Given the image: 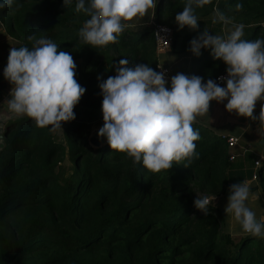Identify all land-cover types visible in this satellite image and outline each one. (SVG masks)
I'll list each match as a JSON object with an SVG mask.
<instances>
[{
    "label": "trees",
    "instance_id": "1",
    "mask_svg": "<svg viewBox=\"0 0 264 264\" xmlns=\"http://www.w3.org/2000/svg\"><path fill=\"white\" fill-rule=\"evenodd\" d=\"M185 3H156L153 24L172 29L175 50L189 51L190 41L203 29L222 35L223 28L232 27L212 22L215 8L255 33L264 21V0H211L195 8L196 31L178 30L175 15ZM236 3L242 10H235ZM15 4L0 9V25L17 41L15 47L31 48L27 37L34 31L51 39L73 57L75 79L86 91L74 108L75 119L61 125L65 145L56 141L51 126L39 128L26 117L3 126L0 264H264V252H245L250 237L238 248L230 234L220 233L216 208L210 204L204 215L193 206L196 196L218 197L233 184L223 141L193 126L200 139L188 168L187 161L173 162L170 170L152 174L126 153L109 146L93 149L82 135L92 128L86 118L103 119L99 84L116 74L121 59H127L128 68L147 64L155 70L153 25L126 29L117 43L91 48L78 35L90 17L75 11L76 0L67 6L63 0ZM189 53L192 63L199 64L211 49H201L199 56ZM205 66L214 77L226 72L219 60ZM9 87L0 75V89ZM65 160L69 169L61 166ZM262 188L264 192V183Z\"/></svg>",
    "mask_w": 264,
    "mask_h": 264
},
{
    "label": "clouds",
    "instance_id": "2",
    "mask_svg": "<svg viewBox=\"0 0 264 264\" xmlns=\"http://www.w3.org/2000/svg\"><path fill=\"white\" fill-rule=\"evenodd\" d=\"M63 3L67 6L72 0ZM156 3L76 0L75 11L90 17L79 29L81 43L91 48L117 43L119 36L126 29L136 28L150 10L154 16ZM209 3L211 0H186L183 10L175 15L178 30L187 27L196 31L199 21L195 8ZM14 4L15 0H0V9ZM242 8L236 3V11ZM212 22L232 27L222 35L203 29L190 41L189 51L199 56L201 49H211L212 58L226 66V76L218 77L224 87L211 79L205 83L199 76L178 73L171 77L169 88L163 71L147 64L128 68L127 59L115 65L114 76L99 84L103 126L98 137L106 139L112 151L126 153L134 165L142 164L149 173L170 170L173 162L187 161L184 167L188 168L198 155L194 142L200 139L192 125L197 117L207 115L211 101L226 100L225 111L258 122V129L264 133V39H242L245 25L234 24L218 8ZM27 39L31 48L10 47L3 70L4 79L11 85L10 99L4 104L8 112L34 121L39 128L61 129L62 123L75 119L74 108L86 89L75 79L76 64L68 52L59 50L51 39L37 37L35 31ZM258 102L260 112L254 116ZM250 194L246 181L230 185L224 213L233 227L238 225L243 233L264 238V221L258 220L246 203ZM215 199L214 195L196 196L193 206L207 215Z\"/></svg>",
    "mask_w": 264,
    "mask_h": 264
},
{
    "label": "crops",
    "instance_id": "3",
    "mask_svg": "<svg viewBox=\"0 0 264 264\" xmlns=\"http://www.w3.org/2000/svg\"><path fill=\"white\" fill-rule=\"evenodd\" d=\"M153 18V11L150 10L148 18L145 21H138L137 24L138 26H152ZM228 28L230 27H226V29L223 28V31L225 32ZM252 29V27L244 29L242 39H264V32L261 29L256 33L253 32ZM170 49L157 57V63L168 67L170 69L171 77L178 73H183L189 77L199 76L205 83L209 79H214V71L205 69V65L214 60L211 53L205 55L199 64H193L191 58L192 55L189 51L184 49L179 50V47L178 50H175L174 47H171ZM159 57H163L162 60L161 58L159 59ZM165 86L170 88V81ZM224 86L225 84L221 87ZM226 103V100L222 103L211 101L207 115L197 117V120L192 126L213 138L220 139L221 141H223L222 138L226 137L237 139V144L233 148H228L225 145V156L228 157L230 165L229 177L233 184L244 181L249 184L251 194L249 200L246 202L247 206L256 213L258 220L264 221V192L262 188L264 183V133H261L258 129V122H254L244 117H238L234 112L229 113L225 111ZM259 112L260 103L258 102L254 109V116H258ZM102 126L103 119L101 125L91 132V135ZM91 135H89V137H91ZM230 157L233 158L232 161H229ZM256 162H260L258 168L255 167ZM255 174L258 175L257 179H253ZM228 189L229 186L225 189L223 194L215 199L218 207L222 210L221 213H224V208L227 204ZM219 208L216 207L217 210H220ZM223 223L224 227L221 228L231 235L232 240L237 237L242 238L243 236L248 235L243 233L238 225L233 227L229 216H227V219Z\"/></svg>",
    "mask_w": 264,
    "mask_h": 264
},
{
    "label": "rangeland",
    "instance_id": "4",
    "mask_svg": "<svg viewBox=\"0 0 264 264\" xmlns=\"http://www.w3.org/2000/svg\"><path fill=\"white\" fill-rule=\"evenodd\" d=\"M149 14H150V12H149ZM149 14L147 16H145L141 21H145L148 18ZM137 26H138V24H137ZM15 44H17V41L14 38H11L5 32V29L3 28V26L0 25V75L3 74V70L7 65V59H8L10 47H15ZM167 51H169V50H167ZM160 58L162 60L163 57H159V59ZM10 89H11V87L0 89V136L2 135L3 126L7 121L17 120V119L23 118V117H17L15 115L11 114L10 112H8L7 105L4 104V102L6 100L10 99V97H9ZM101 121L102 120H100V121L97 120V115H93V117L86 118L85 122L90 123V127H92V128L85 130V132H83L82 135H87L89 138V135H91V132H93L95 129L98 128V124L100 123V125H101ZM64 131H65L64 126H61V129L54 130V135H55L56 141L62 145L66 144ZM90 147H92V146H90ZM92 148L95 149L94 147H92ZM61 166L64 168H68V169L70 168V165L66 160L62 163ZM211 205L214 208H216V207L219 208L216 200H214ZM218 212H219V217L221 220V227H224L223 222H225V220L227 219V216L224 213H221L222 212L221 209L218 210ZM220 233L223 235V234L227 233V231H224L223 228H221ZM246 237H250V239H251V240H248L249 243H248L247 248L245 250L246 253H249L250 251H253L254 253L264 252V238H256V237H253L251 235H245L242 238H238V237L235 238L233 240V242L239 248L241 241ZM251 237H253V238H251ZM237 249H234L233 251L235 252V251H237Z\"/></svg>",
    "mask_w": 264,
    "mask_h": 264
},
{
    "label": "built area",
    "instance_id": "5",
    "mask_svg": "<svg viewBox=\"0 0 264 264\" xmlns=\"http://www.w3.org/2000/svg\"><path fill=\"white\" fill-rule=\"evenodd\" d=\"M261 30L264 32V21L261 24ZM152 39H153V42L155 45V54H156V57H158L159 55L166 52L167 50H169L172 47L173 31L170 27H168L164 24H153ZM155 70L156 71H163L165 73V79L168 82L171 80V73H170V69L168 67L157 63ZM221 76H226V72L215 76L213 79V81H215L220 86L224 85V82L218 80V77H221ZM222 139L228 148H233L237 144L236 138L226 137V138H222ZM103 141L106 142V144H107L106 139L103 138ZM232 160H233V158L230 157L229 161H232ZM259 165H260V162L255 163L256 168H258ZM257 177H258V175L255 174L253 176V179H257Z\"/></svg>",
    "mask_w": 264,
    "mask_h": 264
},
{
    "label": "water",
    "instance_id": "6",
    "mask_svg": "<svg viewBox=\"0 0 264 264\" xmlns=\"http://www.w3.org/2000/svg\"><path fill=\"white\" fill-rule=\"evenodd\" d=\"M172 47H175V43L173 42ZM99 130H96L91 137L88 138V143L90 146L94 147L95 149H100L102 147L108 146L106 142L103 141V138H99L97 133Z\"/></svg>",
    "mask_w": 264,
    "mask_h": 264
}]
</instances>
